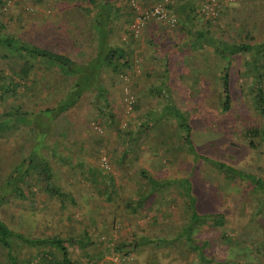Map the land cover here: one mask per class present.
<instances>
[{"label": "trees", "instance_id": "16d2710c", "mask_svg": "<svg viewBox=\"0 0 264 264\" xmlns=\"http://www.w3.org/2000/svg\"><path fill=\"white\" fill-rule=\"evenodd\" d=\"M6 1L0 0V14L12 6L7 5ZM83 1L86 13L92 18L90 29L93 30L96 40L94 53L87 61L76 62L65 54L40 47L17 34L10 33L0 36V57L5 60L4 66L0 69V161L4 157L2 152L4 149L13 155L11 163L8 164L9 170L4 172V178L0 184V206L13 199L18 200L28 195H36L35 186L38 187V191L44 194L48 202H54L62 210H65L67 205H75L73 191L60 187L53 179V169L48 162V156L54 157V152L46 143L50 124L59 115L76 105L83 97L87 98L88 106L96 113L95 125L113 124L114 116L110 111L111 104L108 98L109 89L101 82L100 78L104 75L109 82L115 77L124 81L125 75H132L136 63L140 62L133 56L135 50L131 46L133 37H137L140 33L134 36L130 25L124 29L126 31L124 36L128 37L130 42H126L123 35L120 36L121 44H113L108 41V35L112 31V21L119 8L115 7L110 0ZM159 1L164 4L167 12L172 14L171 11H173L175 23L171 29V25L164 23L163 20H157L156 26L162 25L165 28V37L168 34V41H173L174 36L178 40L175 43L170 41L171 47L160 42L154 22L151 18L145 19L144 27L147 25L148 33L155 38L148 39L145 47L149 54H153L152 62L160 67L161 79L157 78L155 79L156 83L151 82L148 86L145 85L141 92L151 95L158 101L159 110L148 109L142 115L143 119H137L136 122L131 121L124 130H118L121 133V138L114 148L115 151H118L112 156L113 161H108L106 170H99L98 166L88 165L82 161H76L72 166L75 172L92 180L95 193L103 203L112 205L115 209L124 207L128 216L136 220V228L125 232L124 228H128L129 225L128 216L116 220L114 214L111 217L109 228L118 233L117 241L112 240V233L105 239L108 232L106 234L104 232L109 229L104 227L106 221L101 209L96 212L98 217H94L90 221L82 219L83 223L80 222V224L83 225V229L80 233H76L72 229V232L61 230L53 234L46 232V234L31 235L13 230L0 219V264H76L70 258L72 246L82 250V255L86 259V262L82 264H96V260L107 254L118 255L122 259H126L140 245L147 243L153 246L179 243L181 247L186 248L187 252L193 254L191 264H264V179L252 171L197 155L190 140L189 112L175 105L168 84V67L170 68L175 63L168 48H172L171 52L173 53L175 51V53L184 52L185 54L190 51L210 49L216 60L220 63L223 61L222 66L217 63L215 70V73H218L216 84L219 88V97L215 98L214 96L210 104L208 98L204 99L203 97L199 101L202 103L204 99L203 102L206 105L209 104L207 105L209 109L225 113L232 106L229 92L231 59L234 56L245 55L246 58L240 61L237 70L247 82L250 102L259 118V124L243 129L242 133L243 137L247 139L248 146L255 148L258 141H264V38L244 42L241 40L242 33H238L240 34L239 41H227L212 35L207 27L196 28L194 20L199 17L218 21V14L221 11V3L218 0H216V15L214 17H208L207 14L200 11L193 0H157V2ZM201 1L203 2V0ZM222 1L223 6H226L242 0ZM153 3H150L149 6ZM132 12L134 15L133 8ZM205 23L209 26V21ZM0 27H2L1 24ZM48 71H53L60 77L57 80L59 83L55 84L62 83V85L55 88L57 92L62 91L61 97L51 107L42 103V107L35 108L38 103L31 99L34 94L39 93L40 90L42 95L46 92H54L53 79L47 77ZM150 74L146 71L143 76L147 78ZM131 78L128 89L134 100L129 104L133 109H136L137 104L141 103L142 95L140 96L138 92L134 91L137 88V81L134 77ZM37 115L40 116L39 119ZM42 118L47 120L48 127L42 123L44 120L40 124L36 122L37 119L41 121ZM173 124L186 152L190 153L193 159H201L226 179L237 180L240 185L246 186L248 191H252L253 199L247 205L251 210L245 220L246 223L239 224L240 229L236 228L238 234L232 235L221 229L228 221L226 210L214 209L200 212L197 209V198L192 192L193 187L190 181L191 172H187L180 178H156L144 168H138L134 173V181L139 185L137 190L123 187V183L128 181L126 173H123L122 176L113 175L114 172H121L122 165H127L130 162V157L135 155L139 139H136V135H134L137 128H142L141 133L149 131L150 128H157V131H160L164 136L167 133L160 128ZM163 141L165 140L160 139L158 143L160 148H164ZM172 147L175 149L173 145ZM171 150L168 148L167 152ZM44 152H46V156ZM56 158L60 163L68 165L64 156L56 155ZM205 184L206 186L201 189L204 193L212 194L210 196L216 198L221 196L220 191H217L219 189L212 190L209 187V182ZM164 190H170L167 196H161ZM177 197L181 199L182 205L175 211L181 216V223L174 225L175 221L171 223L175 227L171 228L169 225V227L162 228L163 231L169 230L168 234H156L151 235L152 238L149 237V226L146 227L148 221L157 225H164L167 222L164 212L156 215L154 210L170 205L164 207L169 211L175 206L174 200ZM147 199L150 200V207H144V201ZM159 200L163 201V205L157 202ZM225 205L229 207V212L234 207L238 214H242L240 213L241 208L245 206H239L240 204L236 203ZM143 208L146 211L145 215L149 216L148 221L145 216H137L138 211ZM169 214L171 213L169 212ZM204 225L208 229H219L215 245L219 242L227 246L228 253L225 252L224 257H218L210 251L213 241H210L209 238H196L199 228ZM245 226L255 227L253 239L249 242L250 245L240 234L245 231ZM261 228H263L262 233L260 232ZM120 229L124 233L122 238L119 237ZM93 234L96 235V241L93 240ZM96 242L105 245V247L103 251L92 254L87 248L94 246ZM20 245L29 249L22 258L13 256L11 253L13 249L16 251ZM235 250L239 253L244 252L235 257L233 253Z\"/></svg>", "mask_w": 264, "mask_h": 264}, {"label": "rangeland", "instance_id": "374dc122", "mask_svg": "<svg viewBox=\"0 0 264 264\" xmlns=\"http://www.w3.org/2000/svg\"><path fill=\"white\" fill-rule=\"evenodd\" d=\"M135 1L141 7H147L150 3L157 2V0ZM218 1L221 3L218 21L205 20L203 17H199L194 20L196 28L207 27L212 35L227 41H239L241 33V40L244 42L264 38V0H242L226 6H223L222 0ZM110 2L115 7L117 6L119 11L113 18L112 31L108 35V41L113 44H121L120 36L125 35L126 31L124 29L130 25L133 18L132 8L129 0H110ZM193 2L200 9L201 0H193ZM26 7L28 9H25ZM84 7L83 0H21L1 12L0 24L2 27H0V36L10 33L17 34L40 47L65 54L76 62L87 61L94 53L96 40L93 30L90 29L92 18L86 13ZM171 12L174 14L173 11ZM152 21L156 26L157 20L152 19ZM206 21H209V26L205 23ZM156 30L158 40L167 46L171 47V42L178 41L175 36L173 41H168V34L165 37V28L162 25L160 27L156 26ZM151 37L153 36L148 33L147 25L137 37H133L131 42V46L135 50L133 56L138 58L140 62L136 63L132 75H125L124 81L115 77L109 82L104 75L100 78L101 82L109 89L108 98L111 104L110 111L114 116L113 124L95 125L96 113L88 106L85 97L81 98L76 105L59 115L50 124L46 143L54 152V157L48 156V162L53 169V179L60 187L73 191L75 205H67L65 210H62L54 202H48L44 194L38 191V187L35 186L36 195H28L25 198L13 199L1 204L0 219L10 228L31 235L46 234V232L53 234L61 230L72 232V229L76 233H80L83 229V225L80 224V222L83 223L82 219L90 221V219L98 217L96 212L101 209L103 218L106 221L104 227L109 229L104 232V234L108 232L105 239L112 233V240L117 241L118 233L111 230L109 224L114 214L116 220L128 216L124 207L115 209L114 206L103 203L95 193L92 180H88L83 175L75 172L72 166L76 161H82L88 165L98 166L99 170H106L108 161L112 162V156L118 151L114 149L121 138V133L118 130H124L131 121L136 122L137 119H143L142 115L148 109L159 110L158 101L151 95L144 92L143 95L141 92V90H144L145 85L148 86L151 82L156 83L155 79L157 78L161 79V69L152 62L153 54H149L145 47L146 42ZM123 39L130 42L128 37L124 36ZM153 39L155 38L153 37ZM172 50V48H168L171 53L170 56L175 59V63L170 68L168 67V84L175 105L189 112L190 140L195 153L229 163L240 169L252 171V173L264 179V141H258L256 147L251 148L242 133L243 129L259 124V118L250 102V95L246 87L247 82L244 81L243 76L237 70L240 61L246 56H234L231 59L229 92L232 106L227 112L220 113L215 109H209L207 105L211 103L214 96L215 98L219 97V88L216 84L218 73H215V70L217 63L222 66L223 61L220 63L216 60V57L208 48L205 51L200 49L196 52L190 51L187 54L184 52L175 53V51L173 53ZM4 64L5 60L0 57V69ZM146 71L151 73L147 78L143 76ZM47 77L53 79L54 92H46L42 95L40 90L39 93L34 94L31 99L38 103L35 108L42 107V103L51 107L61 97L62 91L57 92L55 88L62 85V83L55 84L59 83L57 80L60 77L53 71H48ZM131 77H134L137 81V88L134 91L138 92L140 96L142 95L141 103L137 104L136 109H133L129 104L134 100L128 89ZM203 97L204 99L208 98L209 104L206 105L203 102L204 99L202 103L199 101ZM198 104L202 105L199 106ZM39 117L37 115L38 119ZM38 119L36 122L40 124L44 120L42 123L48 127L45 118H42L41 121ZM141 129L137 128L134 134L136 139L139 138L135 155L130 157V162L127 165H122L121 172L113 173L116 176H122L123 173L127 174L128 181L123 183V187L135 190L139 188L138 183L134 181V173L138 168H144L156 178H180L186 175L187 172H191L190 181L193 187L192 192L197 198V209L200 212L214 209L226 210L228 221L221 229L236 235V228L239 227L240 229L239 224H243L249 216L251 209L247 205L253 199L252 191H248V188L243 184L240 185L237 180L226 179L201 159H193V156L186 152L174 124L160 128L166 131L167 135L164 136L160 131H157V128H150L149 131H143L142 133ZM160 139L165 140L163 141L164 148L159 147ZM168 148L173 151L167 152ZM2 152L4 157L0 161V184L4 178V172L9 170L8 164L11 163L13 156L8 150L4 149ZM44 154L46 156V152ZM56 155L64 156L68 165L60 163ZM207 182L210 183L209 187L212 190L219 189L217 190L221 194L219 198L212 197L210 196L212 194H206L201 190ZM169 191H162L161 196H167ZM149 202V199L144 201V207H150ZM157 202L163 205V201L159 200ZM174 202L175 206L170 208L169 211L164 207L170 205L164 206L163 209L159 207L154 210L156 215L160 212L165 213L164 216L167 222L164 225L151 224L148 221L149 216L145 215L144 208L138 211L137 216H145L146 221H148L146 227L149 226V237L152 238L151 235L156 234H168L169 230L163 231L162 228L169 227V225L172 228L175 227L174 225L181 223L182 218L175 211L181 208V199L177 197ZM224 203H236L240 204L239 206H245L241 208L240 213L242 214H238L235 212L234 207L229 212V207ZM127 220L129 225L128 228H124L125 232L131 228H136L134 218L128 216ZM175 221L176 224L172 225L171 223ZM254 228L245 226V231L240 233L248 244L253 239ZM260 230L262 233L263 228ZM198 231L199 234L196 235V238H209L210 241H213V247L210 251L218 257H224L227 246L219 242L215 245L219 229H208L204 225ZM92 236L93 240L96 241V235L93 234ZM119 237H124L122 229L119 230ZM24 247L20 245L16 248V251H13V249L11 251L12 255L22 258L29 250ZM104 247L105 245L96 242L94 246L87 249H90L91 253L94 254L97 251H103ZM243 252L239 253L235 250L233 253L236 257ZM192 256L193 254L187 252L186 248L181 247L179 243L156 244L154 246L147 243L140 245L126 259H122L118 255L107 254L96 260V264H191ZM70 258L76 264L86 262L82 250L75 246L71 247Z\"/></svg>", "mask_w": 264, "mask_h": 264}, {"label": "built area", "instance_id": "2783aa9c", "mask_svg": "<svg viewBox=\"0 0 264 264\" xmlns=\"http://www.w3.org/2000/svg\"><path fill=\"white\" fill-rule=\"evenodd\" d=\"M20 1L21 0H7L6 3L7 5H14ZM129 4L134 10V15L130 23V28L134 36H137L144 28L145 19L147 18L163 20L164 23L171 26L175 23L174 15L167 12L165 10L164 4L160 1L155 2L153 5L147 7L139 6L135 0H129ZM215 5L216 0H203V2L201 1L199 10L210 17H214L216 15ZM25 9H28V7Z\"/></svg>", "mask_w": 264, "mask_h": 264}]
</instances>
